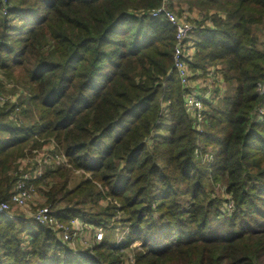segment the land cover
<instances>
[{
	"label": "trees",
	"instance_id": "1",
	"mask_svg": "<svg viewBox=\"0 0 264 264\" xmlns=\"http://www.w3.org/2000/svg\"><path fill=\"white\" fill-rule=\"evenodd\" d=\"M164 4L198 9L190 69L214 68L227 88L202 133L172 71L175 29L149 16ZM260 27L264 0H0V198L53 143L68 166L45 165L31 184L60 222L101 235L71 247L1 214L0 264H124L126 250L135 264H264ZM116 215L127 227L117 246L106 234Z\"/></svg>",
	"mask_w": 264,
	"mask_h": 264
},
{
	"label": "built area",
	"instance_id": "2",
	"mask_svg": "<svg viewBox=\"0 0 264 264\" xmlns=\"http://www.w3.org/2000/svg\"><path fill=\"white\" fill-rule=\"evenodd\" d=\"M151 18L165 17L168 23L175 29V44L173 47V68L172 71L177 75L181 86L182 104L185 112L189 115L195 130L198 133L204 131L207 124L206 113L208 105L215 103L218 98L217 92L204 91L196 86V78L203 75L202 71L193 73L190 64L195 53V44L192 41L193 35L198 31V25L188 19L185 12L177 13V10L171 11L167 5H163L157 11L149 13ZM203 18V16H202ZM207 25L211 27L212 23L207 20ZM264 72V71H263ZM210 81L218 83L223 79L221 75L215 72L214 68H208L205 72ZM220 83V84H222ZM207 85V83L205 82ZM218 83V85H220ZM217 88H215L216 90ZM220 91V90H219ZM260 94L264 93V82L259 86ZM6 98L0 94V106L6 102ZM254 120L264 118V102H262L254 111ZM55 144L51 143L43 147L42 151L33 160L25 159L20 163V171L26 166L33 167L30 171L21 174L20 178L10 189L7 198H0V215L11 214L12 209L22 211L30 200H33L35 187L31 184L33 180L42 177V170L45 165L58 166L63 164L68 166L67 160L63 155L54 154ZM199 151H195L196 157H199ZM209 158V157H208ZM209 162L212 159H208ZM227 210L232 209L229 203ZM26 217L32 219L36 224L51 230L61 241L68 243L71 247L79 245L84 248L92 247V243L100 239V231L96 230V239L94 241L85 239L84 233L91 230L86 224L79 220L71 221L69 224L60 222V214L53 211L49 206H42L35 212ZM85 229V230H84Z\"/></svg>",
	"mask_w": 264,
	"mask_h": 264
},
{
	"label": "rangeland",
	"instance_id": "3",
	"mask_svg": "<svg viewBox=\"0 0 264 264\" xmlns=\"http://www.w3.org/2000/svg\"><path fill=\"white\" fill-rule=\"evenodd\" d=\"M174 7H175V9H176V5L174 4L173 5ZM197 19L198 20H202V15H199L198 17H197ZM261 28H264V27H260V28H258V29H256V34H257V36H258V38H259V40L262 42H264V38H263V36H262V34H261ZM1 79H2V81L0 82V85H3L4 87H2V88H6V89H9L10 88V85H6L4 82H3V78L2 77H0ZM0 94H3L2 92H1V90H0ZM44 147V146H43ZM42 150H36V151H34L33 153H32V156H27L26 157V159H29V160H33V159H35V157L39 154V152H41ZM34 157V158H33ZM33 158V159H32ZM66 159V158H65ZM60 165H63V164H60ZM59 165V166H60ZM65 166V165H64ZM33 167H31V169H32ZM53 168V170L56 168L55 166L54 167H52ZM80 179H81V176H80V174H74L73 175V179H72V181L70 182V184H69V186H70V188H73L75 185H77L78 183H79V181H80ZM221 190L222 189H220L219 190V192L220 193H223V192H221ZM224 197L225 199H229V196L228 195H222L221 194V197ZM42 206H47V205H45V198H44V196H43V194H41V193H39L37 190H35V192L33 193V200H30L28 203H27V205H26V207L24 208V210H22V211H18V210H14V209H12V212L11 213H20V214H23L24 216H27V215H30L31 213H33V212H35L37 209H39L40 207H42ZM101 206H103V207H105L106 206V204L103 202V204H101ZM53 211H56L55 209H52ZM18 211V212H17ZM229 212H231L232 211V209L231 210H228ZM121 215H116L115 217H113L112 218V220H111V224H110V226H113V232L111 233V231H108V233H106V234H108V235H111V234H113L112 235V242H113V244L114 245H120V244H122V241H123V239L125 238V233H126V231H127V227L125 226V225H123L122 223H121ZM85 230V229H84ZM94 231L92 230V233H93ZM88 231H86V233H85V236L86 237H88ZM91 233H89V237L92 239V241H94L95 239H96V236H93V234H91ZM98 241H99V239L97 240V243H98ZM95 242V241H94ZM94 245V243H92V246ZM137 246H139V243H137V242H135L133 245H132V247L134 248V247H137ZM76 247V246H75ZM131 250H126L125 252H126V258L124 259V264H135V258H134V254L133 253H131L130 252Z\"/></svg>",
	"mask_w": 264,
	"mask_h": 264
},
{
	"label": "crops",
	"instance_id": "4",
	"mask_svg": "<svg viewBox=\"0 0 264 264\" xmlns=\"http://www.w3.org/2000/svg\"><path fill=\"white\" fill-rule=\"evenodd\" d=\"M183 11L182 12H185L186 14H187V16H188V19L190 20V21H195L196 19H197V17L199 16V15H201L200 14V12L198 11V9H196V8H188L187 6H183ZM196 80H197V84H196V86H199V89H201V90H204V91H210V92H213V93H215V92H219L217 95L220 97V96H223L224 95V93H225V91L227 90V88H226V86L225 85H223V83H222V81H218V83L220 84V83H222V84H220V85H218V83H215V82H213V81H210L209 80V78H208V76L206 75V74H203L201 77H199V78H196ZM205 82L207 83V85L205 84ZM215 88H217L216 90H215ZM220 90V91H219ZM96 230L92 233V230H89L88 231V237H86L85 236V239H88V240H91V236L89 237V233H91V234H93V236H95L96 235ZM86 233V232H85ZM85 233H84V235H85ZM90 234V235H91Z\"/></svg>",
	"mask_w": 264,
	"mask_h": 264
}]
</instances>
